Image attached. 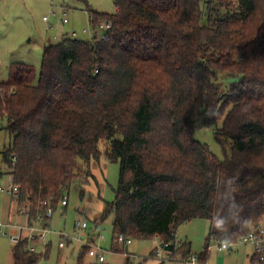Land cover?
<instances>
[{"label":"trees","instance_id":"trees-1","mask_svg":"<svg viewBox=\"0 0 264 264\" xmlns=\"http://www.w3.org/2000/svg\"><path fill=\"white\" fill-rule=\"evenodd\" d=\"M113 4L112 14L87 10L91 27L111 20L106 41L64 37L43 47L38 71L13 65L0 82V129L11 136L2 161L19 188L8 220L23 203L32 216L54 211L103 155L118 164V181L90 224L112 215L110 251L125 255L122 264L134 254L118 235L157 238L184 260L188 244L175 247L174 230L196 218L209 222L203 263L210 240L236 243L264 222V0ZM203 127L229 157L193 137ZM12 256L35 264L42 255L16 245Z\"/></svg>","mask_w":264,"mask_h":264},{"label":"rangeland","instance_id":"rangeland-1","mask_svg":"<svg viewBox=\"0 0 264 264\" xmlns=\"http://www.w3.org/2000/svg\"><path fill=\"white\" fill-rule=\"evenodd\" d=\"M88 9L99 13L112 14L115 12L113 0H0V82L9 78V71L13 65L26 64L36 71L40 69L42 51L45 45L58 43L63 36L75 31L79 39H90L83 34V29L91 27V18ZM53 11L49 23L42 18ZM66 12L68 23L62 25L61 18ZM220 123L217 125L219 126ZM193 137L201 144L206 145L218 159L230 156L228 148L222 147L215 141L213 128H197ZM11 136L5 129H0V172H4L2 152L9 146ZM99 148L104 154V144ZM6 169V167H5ZM90 177H84V184L75 181L67 192L68 204L56 206L49 221L51 234L48 236L49 250L46 258L37 261L38 264H77V258L83 251L80 244L73 242L59 248L58 232L65 231L72 234V230L80 213L90 223H95L101 216L104 203L114 198V189L118 181V164L107 160L103 155L99 161L92 160L89 165ZM87 182V183H86ZM83 188V197L79 198V190ZM10 195L0 192V222L8 219ZM112 215H108L98 224L96 232H100L102 239H95L96 245L104 250L111 248ZM209 222L206 219L196 218L176 226L174 241L188 244L190 255H198L207 242ZM218 242L210 240L206 264H253L248 255L253 249L248 244L240 242L230 244V250H218ZM121 246V245H119ZM124 248L125 254H134L131 261L139 264H190L181 257L165 259L164 250L159 248L157 238L133 239ZM159 248V258L154 257L153 249ZM185 249L182 247L178 251ZM179 253V252H178ZM105 262L108 264H122L125 255L121 253H105ZM181 255V254H179ZM12 245L8 238L0 234V264H13ZM183 257V256H182ZM174 259V260H173ZM94 260V259H93ZM85 256V264L94 262Z\"/></svg>","mask_w":264,"mask_h":264},{"label":"built area","instance_id":"built-area-1","mask_svg":"<svg viewBox=\"0 0 264 264\" xmlns=\"http://www.w3.org/2000/svg\"><path fill=\"white\" fill-rule=\"evenodd\" d=\"M231 5H236L237 0H227ZM55 15L53 11L43 17V21L48 22L50 17ZM61 23H68L66 12L63 13L61 18ZM112 27V22L110 19H102L96 21L94 27L88 29H83L82 33L87 34L92 41H106L109 36V30ZM64 37H69L71 39L77 40L79 37L75 31H71L64 35ZM18 186L14 183L13 174L5 170L0 175V192L10 195L11 198H16L18 195ZM68 202L67 195H63L60 199V205L65 206ZM53 210L48 207L44 214H36L32 216L30 213L29 206L25 203L18 207L17 212L12 220H7L6 222H0V234L8 238L12 247L16 245H22L24 250L29 253L41 254L43 257L45 254V248L48 244V236L51 234L50 228L47 225V221L51 218ZM91 226L87 221V218L80 213L77 219L72 234L60 231L58 232L60 241L58 243L59 248L64 247L68 243L76 242L87 250V256L98 262L105 261V253L110 252V250H104L102 247L96 245L92 235ZM97 239H102L103 236L98 232L96 234ZM116 241L119 245L126 247L131 243V240L124 238L122 235L116 237ZM238 242L242 244H248L253 249V257H257L258 261L264 260V222L251 228L247 234H245ZM230 242L222 241L218 243L215 247L218 250H227L230 247ZM175 247L180 246V243L174 241ZM169 243H162L159 246L162 251L165 252V259H171L172 252L168 249ZM159 248H154V257L159 258L160 250ZM209 248V246H208ZM135 256V255H134ZM184 261L190 264H206V262H199L197 255H190L184 259ZM258 263V262H256ZM255 263V264H256ZM38 264V263H35Z\"/></svg>","mask_w":264,"mask_h":264},{"label":"crops","instance_id":"crops-1","mask_svg":"<svg viewBox=\"0 0 264 264\" xmlns=\"http://www.w3.org/2000/svg\"><path fill=\"white\" fill-rule=\"evenodd\" d=\"M63 13H64V12H63ZM62 15H63V14H62ZM66 15H67V14H66ZM42 20H43V18H42ZM49 21H50V19H49ZM49 21H48V22L45 21V22H46V23H49ZM60 22H61V21H60ZM61 24H62V23H61ZM66 24H67V23H66ZM62 25H64V24H62ZM63 38H64V36H63ZM42 49H43V48H42ZM3 169H4V171L6 170L5 167H3ZM9 204H10V203H9ZM8 209H9V207H8ZM8 211H9V210H8ZM7 215H8V212H7ZM7 220H8V219H7ZM7 220H6V221H7ZM6 221H4V222H6ZM89 225L91 226L90 222H89ZM48 226H49V225H48ZM96 229H97V228H93V229L91 228V229H90V231H91V235H92L94 241H95V239L97 238V237H96V234L98 233V232H96ZM72 243H73V242H72ZM161 244H162V243L159 242V246H161ZM230 249H231V248L229 247L227 250H230ZM109 250H110V249H109ZM153 250H154V249H153ZM208 251H209V250H208ZM225 251H226V250H225ZM111 252H112V251H111ZM208 253H209V252H208ZM248 256H249V258H250V259H249L250 262H252L253 253H252V254L250 253V255H248ZM207 258H208V257H207ZM12 259H13V257H12ZM92 260H93V259H92Z\"/></svg>","mask_w":264,"mask_h":264}]
</instances>
